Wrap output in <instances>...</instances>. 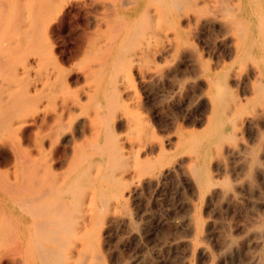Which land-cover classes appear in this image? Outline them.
<instances>
[{"label": "bare ground", "instance_id": "6f19581e", "mask_svg": "<svg viewBox=\"0 0 264 264\" xmlns=\"http://www.w3.org/2000/svg\"><path fill=\"white\" fill-rule=\"evenodd\" d=\"M185 21L198 28L218 24L231 59L202 71L212 103L209 128L178 136L179 147L201 161L190 158L193 179L203 190L215 187L204 162L211 145L225 144L232 154L239 149L245 174L254 178L261 161L253 146L264 145V0H0V264L104 262L96 224L110 205L105 187L117 189L131 169L141 178L166 157L163 149L158 160L149 157L156 152L149 147L152 128L130 111L124 79L134 69L144 75L151 62L146 45L153 42L188 52ZM71 30L78 40L70 47L63 37ZM236 70L247 77L245 99L230 86ZM249 126L256 132L245 142Z\"/></svg>", "mask_w": 264, "mask_h": 264}, {"label": "rangeland", "instance_id": "374dc122", "mask_svg": "<svg viewBox=\"0 0 264 264\" xmlns=\"http://www.w3.org/2000/svg\"><path fill=\"white\" fill-rule=\"evenodd\" d=\"M185 23L183 27H186V29L184 28L186 32L188 30L187 44H189L188 47L186 44L183 49H190L188 52L187 50L176 52L167 43L153 42L149 47L146 45L148 54H151V62L149 63L151 67L147 65L145 67L147 69H143L145 71L144 75H141L138 72L139 70L134 69L131 76L124 79L122 90L130 111L137 114L143 122L145 121V125L149 124L147 126L152 128V136L149 143L153 142L149 144V147L156 149V152L149 157L153 156V161L155 159L158 160L160 149L164 150L166 157L159 163L158 167L161 165L159 168L155 167L157 170L154 168L145 176H141V178L132 169L130 173V170L123 173L120 177L122 178L121 182L126 183H124L125 186L120 183V186L113 191L108 190L104 186L105 191L110 193V205L108 206H111L112 210L109 207L105 209L103 211L105 216L103 215L98 222L99 225L96 224V230L99 235L100 259L104 262L107 261L105 263L102 262V264H264V252H262L264 251V239L262 241L264 231H261L264 229V145L261 144L263 147L261 145L253 146L254 151L257 149L255 151L257 158L261 161V171L254 178L249 177L247 173L245 174V158L240 152L236 154L239 149H236L232 154L228 144H225L223 149L211 145L209 156L204 162L209 169L210 175L212 174V179L216 180L215 187L210 188L213 190L211 191L210 189H201L196 184L194 176H192L190 158L196 159V161L199 159L194 157L190 151L180 148L178 144L179 133L195 131L198 134L205 132L209 128L212 103L209 88L205 86H208L206 79L204 80L205 85L203 82L205 66L209 65L211 67L213 65L212 67H215L217 64H223V61L227 65L231 63V59L228 58L230 56L229 50L224 45V42L222 43V38L219 35L220 26L218 24L212 27L200 26L201 28H198L195 25L188 26L186 21ZM194 26L195 28H190ZM189 29L193 33L190 34ZM63 40L71 47L78 40V36L72 30L70 32L67 31ZM217 40H220V42ZM168 48L171 49L168 50ZM158 50H161V52ZM154 51L159 55L155 56L156 53ZM173 51L172 56H174L172 59L170 52ZM226 51L228 54L223 53ZM168 52L169 54H167ZM164 54L169 58H166ZM179 54L181 60L178 59ZM158 57L161 59L159 60ZM78 59L74 63L80 61L81 57ZM211 59L214 60L211 61ZM157 62H165L166 64L160 63L159 66ZM195 62H198L199 65H195ZM154 67L156 69L152 73ZM172 67L174 68L171 69ZM198 68V72L201 75L197 74ZM159 70L163 71L160 73ZM155 71L159 72L160 75L164 72V75H161L163 79ZM147 73L148 76H146ZM171 74L172 76L170 77L173 80L175 78L176 81L179 79L180 81H177L176 84L170 81L169 75ZM174 75H178L176 76L177 79ZM240 75L241 71L236 70L235 75L231 77V83H229L233 92L239 97L241 96V99H245L246 94H243L244 83L242 81H245L247 77L245 73H242V76ZM149 77L153 78L150 80ZM239 77L240 79L238 80ZM149 83L152 84L150 85ZM178 83L180 85L183 83L182 87L179 88ZM175 87L178 90H183L181 95H179L181 92L176 91ZM238 92L242 95H239ZM202 94H204V98H202ZM176 95H179L180 98ZM172 97L174 98L172 99ZM176 98L178 99L176 100ZM151 125L152 127H150ZM249 127L247 128L248 132L245 130L243 134L245 142L246 140L249 142L248 139L254 136L256 132L254 126ZM182 128L184 131H182ZM120 132H124L123 129ZM174 136L177 138L175 139ZM214 147L215 149L213 150L212 148ZM259 149L263 150V153ZM211 150H213V153H211ZM218 150L220 153H218ZM198 163H201V161L199 160ZM164 170L166 171L164 172ZM226 179L230 181V184L232 182L231 186L227 188L223 184ZM127 184L129 189L126 187ZM124 188L127 191L124 192ZM114 196L119 200L116 197L114 198ZM124 203L127 204V207L124 206ZM115 208L117 209L115 210ZM109 212H111L110 215ZM231 246L234 247L231 248ZM257 256L260 260L262 257V260H258Z\"/></svg>", "mask_w": 264, "mask_h": 264}]
</instances>
